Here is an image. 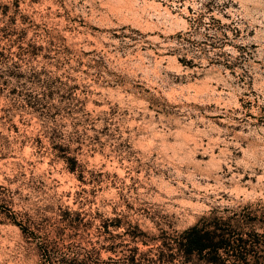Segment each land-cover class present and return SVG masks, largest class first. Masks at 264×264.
Segmentation results:
<instances>
[{
    "label": "rangeland",
    "instance_id": "rangeland-1",
    "mask_svg": "<svg viewBox=\"0 0 264 264\" xmlns=\"http://www.w3.org/2000/svg\"><path fill=\"white\" fill-rule=\"evenodd\" d=\"M249 212L264 0H0V264H183L169 237Z\"/></svg>",
    "mask_w": 264,
    "mask_h": 264
},
{
    "label": "trees",
    "instance_id": "trees-1",
    "mask_svg": "<svg viewBox=\"0 0 264 264\" xmlns=\"http://www.w3.org/2000/svg\"><path fill=\"white\" fill-rule=\"evenodd\" d=\"M257 222L258 216H251L250 212L228 218L213 213L204 215L176 236L169 237L163 258L171 263L179 254L183 264H264V234L256 229ZM261 223L264 225V221ZM244 227L251 229L245 231ZM138 235L131 236L138 239ZM137 259L135 253L132 263Z\"/></svg>",
    "mask_w": 264,
    "mask_h": 264
}]
</instances>
